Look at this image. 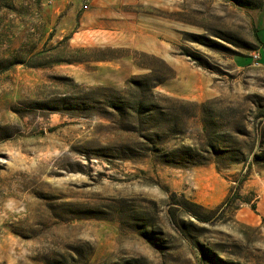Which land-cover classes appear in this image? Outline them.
Masks as SVG:
<instances>
[{"label":"rangeland","instance_id":"374dc122","mask_svg":"<svg viewBox=\"0 0 264 264\" xmlns=\"http://www.w3.org/2000/svg\"><path fill=\"white\" fill-rule=\"evenodd\" d=\"M254 56L264 0H0V264H264Z\"/></svg>","mask_w":264,"mask_h":264},{"label":"trees","instance_id":"16d2710c","mask_svg":"<svg viewBox=\"0 0 264 264\" xmlns=\"http://www.w3.org/2000/svg\"><path fill=\"white\" fill-rule=\"evenodd\" d=\"M260 61L264 62V58H260ZM225 202H227V200H226ZM225 202H224V203H225ZM188 203H189V205H190L191 207H194V208H196V209H199V210H203V209H204L203 206H201V205L195 204V203H193V202H188ZM193 214H194V213H193ZM194 216H195L197 219H200V218L198 217L197 214H194Z\"/></svg>","mask_w":264,"mask_h":264},{"label":"built area","instance_id":"2783aa9c","mask_svg":"<svg viewBox=\"0 0 264 264\" xmlns=\"http://www.w3.org/2000/svg\"><path fill=\"white\" fill-rule=\"evenodd\" d=\"M260 59L257 56H254V61L258 62Z\"/></svg>","mask_w":264,"mask_h":264}]
</instances>
